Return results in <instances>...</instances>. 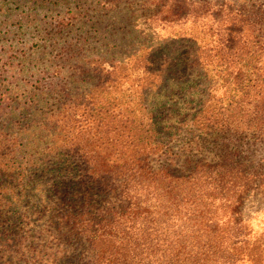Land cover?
I'll list each match as a JSON object with an SVG mask.
<instances>
[{
  "label": "trees",
  "instance_id": "16d2710c",
  "mask_svg": "<svg viewBox=\"0 0 264 264\" xmlns=\"http://www.w3.org/2000/svg\"><path fill=\"white\" fill-rule=\"evenodd\" d=\"M147 1L150 21L200 22L209 41L168 34L141 57L146 122L126 119L124 151H104L59 96L28 137L0 130V264L244 260L250 239L239 207L259 177L243 154L264 140V9L256 10L264 4ZM136 49L106 59L110 69L127 70ZM215 89L240 95L219 106Z\"/></svg>",
  "mask_w": 264,
  "mask_h": 264
},
{
  "label": "rangeland",
  "instance_id": "374dc122",
  "mask_svg": "<svg viewBox=\"0 0 264 264\" xmlns=\"http://www.w3.org/2000/svg\"><path fill=\"white\" fill-rule=\"evenodd\" d=\"M195 1L227 3L249 11L252 3L264 4V0ZM146 3L152 1L0 0V130L6 134L21 130L28 137V124L45 120L41 115L49 114L59 96L65 108L75 104L79 126L95 136L104 151H124L126 119L146 122L141 94L147 76L140 74L141 57L159 47L168 34L193 36L201 44L209 41L200 22L160 27L159 22L150 21L151 10L143 7ZM154 27L160 36L154 37ZM133 49L141 51L133 54L127 70L110 69L106 59L124 61ZM214 75L209 66L208 76ZM64 83L67 89H59ZM162 95L163 91L160 96H148L147 104L163 99ZM214 95L212 104L225 106L232 95L236 101L240 93L215 89ZM243 156L256 161L259 179L239 207L250 239L241 264H264V140Z\"/></svg>",
  "mask_w": 264,
  "mask_h": 264
}]
</instances>
